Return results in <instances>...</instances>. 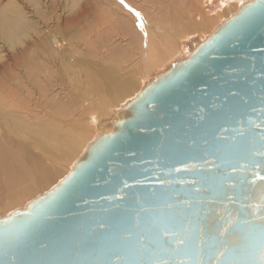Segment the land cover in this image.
<instances>
[{
    "label": "water",
    "instance_id": "1",
    "mask_svg": "<svg viewBox=\"0 0 264 264\" xmlns=\"http://www.w3.org/2000/svg\"><path fill=\"white\" fill-rule=\"evenodd\" d=\"M119 115L0 218V264H264V0Z\"/></svg>",
    "mask_w": 264,
    "mask_h": 264
},
{
    "label": "bare ground",
    "instance_id": "2",
    "mask_svg": "<svg viewBox=\"0 0 264 264\" xmlns=\"http://www.w3.org/2000/svg\"><path fill=\"white\" fill-rule=\"evenodd\" d=\"M189 1L190 2L188 7L192 8L198 6L200 7L204 4L212 5L217 1L219 3V10H217L218 12L216 13L214 12L215 14L213 17H208L205 14H202L203 12H201L200 17L197 20H193L191 18L188 8H185L184 10L175 9V13L169 12L163 15L155 14L154 11L151 14L152 16L150 15L151 17L148 20L146 18H143L144 22H141L142 27H139V34L137 33L139 35L138 47H140V49L138 48L139 52L137 51L139 53L137 54L139 55L138 79H136V77L133 75L116 76L117 74L113 70V67L98 65L96 68V65L92 67V65L94 64H91L88 61H86V63L84 64L86 68L88 67V69L91 67V71L88 70L89 72L86 74L83 73L85 75L81 77V74L78 72L79 70L76 71L75 69H73V65L71 66L70 63L66 62L68 61L67 57L66 61H62L61 59H59V57L53 56L59 54L58 52L62 51L63 47H60L61 49L59 48V46H56V48H54L51 43L48 42L49 40L39 39L38 46L40 50L38 52V58L40 60V64L37 63L34 68V73H36L37 76V86H35L37 97L43 100L44 97H46L45 93L47 91L52 92L51 89L52 87H54L53 84L60 78L57 79L53 77L57 79L55 81V79H50V76H53L50 74H53L56 71L55 68L58 69L60 67V71H63V76H66L64 74L65 72L74 81V89L76 87L80 88L81 92L76 93L78 95L76 96L81 100L88 101L89 103L88 106H85L84 109L80 111V113L78 114L79 118H76V116L74 118L73 116L72 121L67 118H63V120H61V122L64 124V130L62 132L57 127V122H54V117L52 116L60 114L63 115V113L66 112V110L64 112L63 109L67 108L65 107V105L63 108L62 104L58 105L57 102H52V99L54 98L53 95V97L51 96V101L49 97L48 99L46 98L47 100L42 101V103L44 104V106L48 104L51 109L55 108V112H48V107V109L46 108V112L48 113L46 114L45 112V115L48 118H52L53 120L49 121V119L45 122L41 121L39 117L40 121H35L33 119L34 116L31 117L30 115H27L29 117V120L31 119L30 123L28 119H23V117H25L23 116V114H25L23 103L27 102L28 100L25 96L24 100H22L20 96L18 97L16 91L19 90V86H12L11 84H8L9 80L6 74H2L0 76V128H5L7 133H25L26 135L30 136V140L32 142H35V145L44 153H49V150L56 151L57 149H63V151H65L64 148L69 149V163L65 167H61L59 170H51V176L46 179V182L53 178L55 179V177L58 178L57 180L66 177V175H68V173L71 171L73 165L82 156V152L84 153L87 147L98 136L104 133H110L112 131L113 125L122 119L118 112V109H122L121 107H119V103H121L127 97H132L129 100H133L139 94V91L144 88V83L147 81L148 83L151 82L150 74L152 72H158L162 70L168 63L171 64L172 60L175 58L178 59L179 57L183 60L188 58L191 53L183 47V41L193 38L194 36L200 37L202 42L205 41L218 29V27L222 23L235 15L245 4L253 0ZM110 5L111 3L109 4V6ZM114 9L119 12L120 17H123V19H127V22L129 24H131L134 20V22H136V18H134L131 14L126 13L125 10H123L120 6H116ZM22 12L21 9L19 10L18 8H4L0 11V36H2L3 40L1 39V37L0 39L2 40V43L4 42L10 52L3 53V56H0V59L6 58L7 60H11L12 57L14 58L17 54V47L23 45L24 39L28 36V18L26 19L25 13L22 14ZM211 14L212 13H210V15ZM55 59H58L59 62ZM58 63L59 66H57ZM51 70L53 72H51ZM85 71H87V69ZM58 76L59 75H56V77ZM61 76L62 75H60V77ZM78 90L79 89H77L76 92ZM21 92L22 91L20 90V93ZM121 98L123 99L121 100ZM67 103L68 101L66 102V105ZM43 104H41V108H43ZM69 109L67 108V110ZM66 113L68 115V112ZM41 114L43 115V112H41ZM41 117L44 119L43 116ZM29 133H31L32 135H30ZM5 138L3 137L2 139ZM47 144H49L50 146V148L48 149L46 146ZM56 144L58 146H56ZM83 149L85 150L82 151ZM26 151L27 150L23 147L13 150L11 147H5L2 142H0V173L3 176V180L6 184V189H8L7 193L9 194H12L11 188L15 183H18L16 186H21L20 184H23L24 182L30 180L31 177L38 179L41 176L43 177L47 175L49 170L51 169L44 166L40 159L38 160L37 158L34 159L28 157ZM34 189H27V191L23 195L30 193V191ZM11 196L9 195V197ZM33 199L29 200L22 207L18 206L10 210L7 214L5 213L4 215H0V218L6 217L8 214L12 213L15 210L26 209L27 205ZM14 200L15 202H17L19 199H13L12 201Z\"/></svg>",
    "mask_w": 264,
    "mask_h": 264
},
{
    "label": "rangeland",
    "instance_id": "3",
    "mask_svg": "<svg viewBox=\"0 0 264 264\" xmlns=\"http://www.w3.org/2000/svg\"><path fill=\"white\" fill-rule=\"evenodd\" d=\"M164 1L166 0H123V3H121V0H0V11L4 8H18L19 10L21 9V12L23 10L22 14L25 13L26 19L28 18V36L24 39L23 45L17 47V54L15 57H12L11 60H7L6 58L0 59V76L2 74H6L9 80L8 84H11L12 86H19V90L16 91L18 97L20 96L22 100H24L25 96L28 100L27 102H24L25 105L23 103L25 111V114H23L25 117H23V119L29 120L27 115H30L31 117L34 116L33 119L35 121L41 120L46 122V120L50 119L49 121H52L54 119V122H57V127L62 132L64 130V124L61 120H63V118H67L72 121L73 116L74 118L75 116L76 118H79L78 114L80 111H82L85 106L89 105L88 101L81 100L77 97L78 95L76 93L81 92L80 88L76 87V90L79 89V92H76L74 89V81L65 72L64 74L66 76H63V71H60V67H57L58 69L54 67L58 74L56 71L54 73L59 75L58 77H56L54 73L50 74L53 75L50 76V79L60 78V81L58 80L60 83L56 81L57 79H55L56 82L53 84L54 87L51 89L52 92L47 91L45 93L46 97H44L43 100L37 97L35 89V86H37V76L36 73H34V68L37 63L40 64V60L38 58V52L40 50L38 46L39 39L49 40L48 42H50L54 48H56V46H59V48L63 47L62 51L58 52L59 54L53 56L59 57L62 61H66L67 57L68 61L66 62L70 63L71 66L73 65L72 67L76 71L79 70L78 72L81 74V77L88 73V70L91 71V67L88 69V67L86 68L84 64L88 61L91 64H94L92 67L96 65V68L98 65L113 67V70L117 74L116 76L133 75L136 79H138L139 55L137 54H139L138 52L140 49V47H138L139 27H141V22H144L145 18L148 20L152 16V12L155 11V14L163 15L169 12L175 13V9L184 10L185 8H188L191 18L193 20H197L200 17L201 12L208 17H213L214 14L218 12L217 10H219V3L217 1L212 5L204 4L200 7L198 6L194 8L188 7L190 2L189 0H167V4ZM110 3L111 5L109 6ZM116 6H120L126 13L131 14L134 18H136V22H134V20L131 24H129L127 19L120 17L119 12L114 9ZM210 13L212 14L210 15ZM137 14L139 18L137 17ZM0 37L2 39V36ZM1 39L0 56H3V53H8L9 50L4 42L2 43L3 39ZM201 42L200 37L194 36L193 38L183 41V47L192 53ZM55 60L58 61V59ZM180 60L182 61L183 59L179 57L178 59L175 58L172 60L171 64L168 63L166 67L163 68L164 70L162 69L158 72L156 71L157 73L155 71L152 72L150 74V81L159 77L173 64L178 63ZM57 66H59V63ZM86 69L87 71H85ZM52 70L51 72H53ZM60 75L62 76L60 77ZM144 84L146 85L149 83L147 81ZM20 90L22 91L21 93ZM52 95L54 96L52 102H57L58 105L62 104L63 108L64 105L68 109L70 108L69 110H67V108L63 109L64 112L65 110L68 112V115L66 112L63 113V115H53V119L48 118L45 115L48 107V112H55V108L51 109L48 104L44 106L42 103V101H46L48 97L51 101ZM131 98L132 97L125 98L121 103H119V107H125L130 101H132L129 100ZM122 99L123 98H121V100ZM67 101L68 103L66 105ZM41 104H43V108H41ZM118 110L120 111V109ZM40 111L43 112V115ZM48 112H46V114ZM41 116H43L44 119ZM29 121L31 123V119ZM6 133L5 128H0V142H2L5 147H11L13 150L23 147L27 150L26 154L28 157L34 159L37 158L38 160L40 159L44 166L51 169L47 175L43 177L41 176L38 179L31 177L30 180L20 184L21 186H16L18 183H15L11 188L12 194L7 193L8 189H6V184L0 173V215H4L5 213L7 214L10 210L18 206H24L29 200L44 194L48 191V189L50 190L56 186L63 178L57 180L58 178L55 177V179L53 178L48 182H46V179L51 176L52 171L59 170L61 167H65L69 163V149L67 148H64L65 151H63V149H57L56 151L49 150V153H44L35 145V142L30 140V136L25 133ZM29 134L32 135L31 133ZM3 137L6 138L2 139ZM46 146L47 149L50 148L49 144ZM56 146L58 145L56 144ZM84 150L85 149L82 151ZM27 189L34 190L30 191V193L26 195H23ZM9 195L12 196L9 197ZM13 199L19 200L15 202V200L12 201Z\"/></svg>",
    "mask_w": 264,
    "mask_h": 264
},
{
    "label": "snow or ice",
    "instance_id": "4",
    "mask_svg": "<svg viewBox=\"0 0 264 264\" xmlns=\"http://www.w3.org/2000/svg\"><path fill=\"white\" fill-rule=\"evenodd\" d=\"M121 3H123V0H121ZM137 17H138V14H137ZM139 18V17H138ZM141 27H142V25H141Z\"/></svg>",
    "mask_w": 264,
    "mask_h": 264
}]
</instances>
